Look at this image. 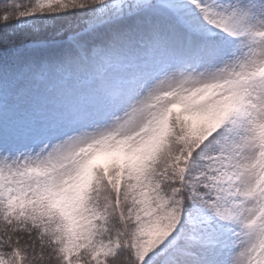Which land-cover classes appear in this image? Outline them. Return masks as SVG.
Wrapping results in <instances>:
<instances>
[{
    "label": "snow or ice",
    "instance_id": "snow-or-ice-1",
    "mask_svg": "<svg viewBox=\"0 0 264 264\" xmlns=\"http://www.w3.org/2000/svg\"><path fill=\"white\" fill-rule=\"evenodd\" d=\"M0 264H264V0H0Z\"/></svg>",
    "mask_w": 264,
    "mask_h": 264
}]
</instances>
